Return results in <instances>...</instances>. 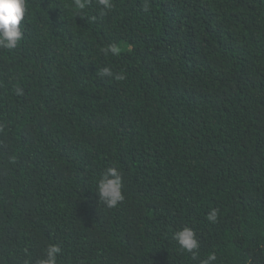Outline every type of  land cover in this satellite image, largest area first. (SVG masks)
I'll return each instance as SVG.
<instances>
[{"label":"trees","instance_id":"16d2710c","mask_svg":"<svg viewBox=\"0 0 264 264\" xmlns=\"http://www.w3.org/2000/svg\"><path fill=\"white\" fill-rule=\"evenodd\" d=\"M110 3L27 0L0 48V264H264V0Z\"/></svg>","mask_w":264,"mask_h":264},{"label":"clouds","instance_id":"9594fccd","mask_svg":"<svg viewBox=\"0 0 264 264\" xmlns=\"http://www.w3.org/2000/svg\"><path fill=\"white\" fill-rule=\"evenodd\" d=\"M75 6L84 10L87 6V0H74ZM103 9L111 8L110 0H98ZM27 11V0H0V48L14 49L23 37L21 28L22 21L25 20ZM103 14V13H101ZM107 56H117L121 48L117 44H110L102 49ZM101 77H112L113 72L110 67H104L98 71ZM116 80L124 79L122 74H115ZM123 178L117 167H107L100 179L97 181L96 194L99 201H102L107 207L117 206L125 199L123 194ZM208 219L215 222L217 219V210L213 209ZM173 238L177 241L181 249L193 253L199 248V242L194 230L190 227H184L174 233ZM62 251L58 244H49L46 248L45 257L38 261V264H57V257ZM215 254H209L204 264H212L215 261Z\"/></svg>","mask_w":264,"mask_h":264}]
</instances>
